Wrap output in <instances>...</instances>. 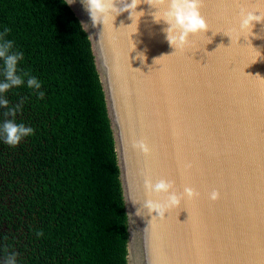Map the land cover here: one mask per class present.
I'll return each mask as SVG.
<instances>
[{
  "label": "water",
  "instance_id": "95a60500",
  "mask_svg": "<svg viewBox=\"0 0 264 264\" xmlns=\"http://www.w3.org/2000/svg\"><path fill=\"white\" fill-rule=\"evenodd\" d=\"M241 2L264 8L259 0ZM69 7L88 35L103 88L127 218V264H264V59L252 48L264 57V24L253 28L260 38L208 29L174 49L167 25L154 22L157 10L147 4L131 27L127 12L92 27L79 0ZM159 7L157 15L166 5ZM223 11L238 26L239 10ZM216 15L206 9L203 19L212 25ZM231 41L234 48L248 43L254 54L243 63L223 52ZM161 154L179 155L192 165L186 171L205 175L174 181L160 171ZM160 180L179 198L164 216L147 209L168 202L169 194L146 188ZM187 188L197 195L188 198Z\"/></svg>",
  "mask_w": 264,
  "mask_h": 264
},
{
  "label": "trees",
  "instance_id": "16d2710c",
  "mask_svg": "<svg viewBox=\"0 0 264 264\" xmlns=\"http://www.w3.org/2000/svg\"><path fill=\"white\" fill-rule=\"evenodd\" d=\"M0 36L23 53L25 84L4 94L8 107L34 129L15 147L0 137V264L12 252L17 264H127L115 142L88 35L65 0H0ZM5 111L0 125L13 118Z\"/></svg>",
  "mask_w": 264,
  "mask_h": 264
},
{
  "label": "clouds",
  "instance_id": "9594fccd",
  "mask_svg": "<svg viewBox=\"0 0 264 264\" xmlns=\"http://www.w3.org/2000/svg\"><path fill=\"white\" fill-rule=\"evenodd\" d=\"M75 2L76 0H66V4L69 5ZM79 2L87 12L92 22V27L98 24L105 26L109 19L113 21L116 16L125 12L128 13V19L132 21L128 26L131 27L134 17L140 20V18L145 15L143 10L137 11L138 7L141 4H147L150 8L157 10L153 14L154 22L160 23L161 20H163L167 25L163 31L166 34V40L174 49L184 47L188 44L191 37L203 34L208 30L205 20L200 15V0H147V2H145V0H79ZM259 3L264 5V0H259ZM163 5H166V7L163 8L162 14L157 15L161 12L159 6ZM257 24H264V11L242 12L237 27L241 32H248L249 36L260 38L253 33V28ZM84 26L88 28L86 24ZM6 32L7 30H5V33ZM252 48L256 50L257 60L264 59L257 48ZM139 58L143 61V54H140ZM22 59V52L13 51V42L5 40L0 36V60L3 61V80H0V107L7 109L4 113L6 117H13L12 119L4 120L3 124L0 125V137H2L5 144L12 147L19 145L25 137L31 136L34 132L32 127L15 121L14 118L19 111V106L8 107L9 102L4 96L8 90L25 84V78L18 70V62ZM26 84L29 88L34 90H39L41 88V82L34 76H29L26 80ZM43 96L44 93L42 91L39 92V97L43 98ZM139 147L145 153L147 152V148L143 144ZM146 188L157 193L169 194L166 205L148 204L147 209L150 213L155 212L159 216H164L168 207L176 206L179 202V198L173 192V185L169 181L160 180L154 187L150 183H147ZM185 195L191 199L194 198L197 193L187 188L185 189ZM218 196L219 193L213 191L210 198L216 200ZM139 212L140 209H138L135 214L140 216ZM4 264H17L16 253H10L6 257Z\"/></svg>",
  "mask_w": 264,
  "mask_h": 264
},
{
  "label": "snow or ice",
  "instance_id": "6c2138e0",
  "mask_svg": "<svg viewBox=\"0 0 264 264\" xmlns=\"http://www.w3.org/2000/svg\"><path fill=\"white\" fill-rule=\"evenodd\" d=\"M200 15L203 17L206 9H215L217 10V15L215 22L210 25L205 19L208 29H210L214 34L222 33L230 37V34L235 33L238 38L244 37V32L238 30L237 26H233L231 19H229L223 10H239V19L242 10L247 12L253 11H264V8H257L252 4H245L241 0H200ZM238 39V40H239ZM245 39V38H244ZM125 46L127 47V37H125ZM225 53L235 56L238 60L242 59L243 63L247 61V58L252 56L254 53L250 51L248 43L245 45H239L233 47L232 41L231 46L228 48L223 47ZM218 51V49H216ZM215 51V52H216ZM160 162V171L162 174L172 177L175 180L186 181L191 180L196 177H203L205 173L199 169L193 168L191 172L186 171L187 168H191L192 165L190 162H185L182 157L179 155H158ZM188 212V219L185 223L189 222L190 219V210L183 209ZM179 222V221H178Z\"/></svg>",
  "mask_w": 264,
  "mask_h": 264
}]
</instances>
